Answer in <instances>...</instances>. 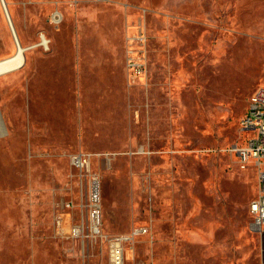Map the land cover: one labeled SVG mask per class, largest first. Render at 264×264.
<instances>
[{"label":"rangeland","instance_id":"obj_1","mask_svg":"<svg viewBox=\"0 0 264 264\" xmlns=\"http://www.w3.org/2000/svg\"><path fill=\"white\" fill-rule=\"evenodd\" d=\"M24 65L0 74V262L264 264L258 173L230 152L264 87V0H6ZM62 18L57 24L53 15ZM17 43L0 0V61ZM91 156L103 236L90 225ZM70 204V207L68 205Z\"/></svg>","mask_w":264,"mask_h":264},{"label":"built area","instance_id":"obj_2","mask_svg":"<svg viewBox=\"0 0 264 264\" xmlns=\"http://www.w3.org/2000/svg\"><path fill=\"white\" fill-rule=\"evenodd\" d=\"M62 16L59 13L53 15V21L59 23ZM241 131L257 132L256 136H249L241 143H236L230 148V152L235 154L240 164L246 168L252 164L258 173V193L250 203V214L252 217L251 230L264 234V87L257 89L251 96L246 115L241 120ZM71 164L81 173L91 177L90 192V225L86 227L83 222L78 225L67 224L71 221L70 213L64 214L56 220V231L62 238H85L101 237L102 232V198L101 185L98 177L91 172V156L84 153H77L71 156ZM70 207V204L68 205ZM148 228H135L127 234L106 238L109 243L110 264H126V252L128 246L135 245L136 240L149 234Z\"/></svg>","mask_w":264,"mask_h":264},{"label":"bare ground","instance_id":"obj_3","mask_svg":"<svg viewBox=\"0 0 264 264\" xmlns=\"http://www.w3.org/2000/svg\"><path fill=\"white\" fill-rule=\"evenodd\" d=\"M7 8H8V6H7ZM4 11H5V8H4ZM10 17H11V15H10ZM11 20H12V18H11ZM8 21H9V19H8ZM18 42H19V40H18ZM18 42L16 41V43H17V52H16V54L14 56L8 58V59L0 61V74H4V73H8V72L20 69L24 65V63H25L24 52L25 51H24V48L21 46L20 42H19L20 47L18 46Z\"/></svg>","mask_w":264,"mask_h":264},{"label":"water","instance_id":"obj_4","mask_svg":"<svg viewBox=\"0 0 264 264\" xmlns=\"http://www.w3.org/2000/svg\"><path fill=\"white\" fill-rule=\"evenodd\" d=\"M1 2H2L3 7L5 8V12H6L7 18L9 19V24H10L11 30L13 32V36H14L15 40L18 42V40H19L18 39V34H17L16 29H15L14 23L11 20V17H10V14H9V10L7 8L6 0H1ZM18 46L20 47L19 42H18ZM28 49L29 48H24V51L26 52V50H28ZM25 59H26V55H25Z\"/></svg>","mask_w":264,"mask_h":264},{"label":"crops","instance_id":"obj_5","mask_svg":"<svg viewBox=\"0 0 264 264\" xmlns=\"http://www.w3.org/2000/svg\"><path fill=\"white\" fill-rule=\"evenodd\" d=\"M0 264H6V262L1 261ZM11 264H20V261L17 259V261H14V262L11 263Z\"/></svg>","mask_w":264,"mask_h":264}]
</instances>
